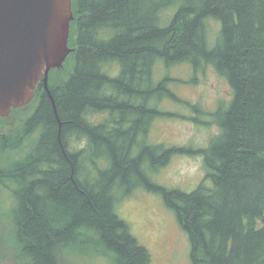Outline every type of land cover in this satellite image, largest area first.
<instances>
[{"label":"trees","instance_id":"1","mask_svg":"<svg viewBox=\"0 0 264 264\" xmlns=\"http://www.w3.org/2000/svg\"><path fill=\"white\" fill-rule=\"evenodd\" d=\"M72 10L70 70L49 79L55 108L40 83L33 106L0 116V159L36 135L24 157L0 166V186L12 185L15 199L13 263L92 255L152 264L117 213L121 198L144 188L177 214L192 264H264V0H72ZM213 21L221 29L211 47ZM181 64L213 66L234 91L205 149L149 142L153 121L173 116L161 103L181 102L174 79L155 82V72ZM176 155L203 157L206 176L192 192L150 176Z\"/></svg>","mask_w":264,"mask_h":264},{"label":"rangeland","instance_id":"2","mask_svg":"<svg viewBox=\"0 0 264 264\" xmlns=\"http://www.w3.org/2000/svg\"><path fill=\"white\" fill-rule=\"evenodd\" d=\"M211 25L209 43L212 47L219 36L221 24L213 21ZM64 67L65 65L61 77L70 70V65L65 69ZM113 70L116 73L118 68ZM165 74L174 79L170 88L181 102L165 99L161 103V109L173 116L153 121L149 142L166 147H209L211 141L220 133V128L215 123L216 112L222 107H229L234 100V91L228 80L221 77L211 65L196 72L189 64L168 69L161 65L155 72V82ZM32 109L30 107L29 113ZM105 117L97 115L94 121L102 122ZM35 140L36 135L25 143L21 150L8 153L4 159H0V166L7 163L8 155L12 160L24 157ZM72 143L76 149H84L87 146L83 140L73 139ZM150 176L155 183L164 187L192 192L204 180L206 168L200 155H176L166 167L151 173ZM10 188L0 186V254H8L5 262L2 261L3 264H14V256L19 255L18 247L15 246V225L12 216L15 207L13 186ZM116 194L121 197L120 192ZM117 213L129 224L139 243L150 252L152 264H192L189 235L182 228L177 214L166 206L161 195L138 188L120 199ZM83 259L80 264H112L111 260L104 256L86 255Z\"/></svg>","mask_w":264,"mask_h":264},{"label":"water","instance_id":"3","mask_svg":"<svg viewBox=\"0 0 264 264\" xmlns=\"http://www.w3.org/2000/svg\"><path fill=\"white\" fill-rule=\"evenodd\" d=\"M73 20L72 0H0L1 117L30 105L40 83L54 105L49 75L73 52Z\"/></svg>","mask_w":264,"mask_h":264}]
</instances>
